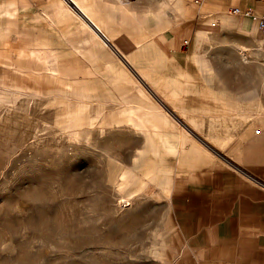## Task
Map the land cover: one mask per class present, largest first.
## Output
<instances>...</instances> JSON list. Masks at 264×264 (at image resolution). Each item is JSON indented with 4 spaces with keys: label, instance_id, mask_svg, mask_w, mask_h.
Returning a JSON list of instances; mask_svg holds the SVG:
<instances>
[{
    "label": "crops",
    "instance_id": "obj_1",
    "mask_svg": "<svg viewBox=\"0 0 264 264\" xmlns=\"http://www.w3.org/2000/svg\"><path fill=\"white\" fill-rule=\"evenodd\" d=\"M66 1L0 0V68L23 70L40 62L35 75L41 82L55 83L58 91L61 83L94 101H77L76 115L85 116L97 104L109 110L118 104L116 113L134 109L127 118L136 128L135 110L139 123L167 126L165 133L144 132L148 148L143 147L151 154L140 156L141 172L148 166L152 172L144 175L143 189L155 186L169 209L164 264H264V112L245 121L230 118V129L218 131L230 136L221 139L222 147L212 144L215 149L200 146L178 127L198 133L202 123L199 133L215 132L209 126L222 123L205 114L226 110L229 95L239 113L259 104L252 87L260 77L264 93V32L258 27L264 0H166L159 11L150 8V0H137V8L131 0ZM48 29L65 43L81 42V51H63L81 62L84 74L59 67ZM94 31L113 47L106 48ZM231 44L237 51L229 55L211 51ZM227 57L233 65L220 64ZM243 57L254 66L244 69ZM236 124L241 127L234 133ZM159 145L166 153H155Z\"/></svg>",
    "mask_w": 264,
    "mask_h": 264
},
{
    "label": "rangeland",
    "instance_id": "obj_2",
    "mask_svg": "<svg viewBox=\"0 0 264 264\" xmlns=\"http://www.w3.org/2000/svg\"><path fill=\"white\" fill-rule=\"evenodd\" d=\"M136 1L131 0L135 8ZM150 1V8L159 11L166 0ZM131 16L144 17L138 12ZM47 36L59 67L71 73L76 69L80 75L87 71L63 51L74 46L80 50L81 42L74 44L68 38L65 43L57 30L48 29ZM211 51L229 55L237 50L231 44L226 50L217 46ZM227 58L220 64L233 65ZM243 59L244 69L254 66L249 58ZM22 68H0V264H164L169 209L155 186L143 189L147 178L141 172L140 156L151 154L145 134L156 129L165 133L167 126L155 120L154 128L148 121L139 123L135 110L136 128L127 118L134 109L116 113L118 104L111 110L103 104L95 108L97 104L84 109L85 116L76 115V110L81 112L77 101L89 105L94 101L73 94L61 83L58 91L55 83L41 82L35 75L40 62ZM261 83L258 77L252 87L259 98L252 110L244 107L239 113L229 95L226 110L205 114L217 115L215 122L222 123L209 126L215 132L199 133L201 123L198 133L179 124V133L188 131L202 147H222L221 139L230 133L218 131L230 129L226 124L230 118L245 121L264 112ZM233 127L235 133L241 124ZM160 150L166 153L161 145L155 153ZM149 168L144 171L150 172Z\"/></svg>",
    "mask_w": 264,
    "mask_h": 264
},
{
    "label": "bare ground",
    "instance_id": "obj_3",
    "mask_svg": "<svg viewBox=\"0 0 264 264\" xmlns=\"http://www.w3.org/2000/svg\"><path fill=\"white\" fill-rule=\"evenodd\" d=\"M68 4H71V5H73V0H68V1H66ZM163 8V7H162ZM168 8V7H167ZM82 15H84V14H82ZM84 18H86V17H84ZM85 23L87 24V22L85 21ZM93 24V23H92ZM88 25V24H87ZM91 25V24H90ZM89 26V25H88ZM97 28V27H96ZM93 29V28H92ZM98 31H100V30H98ZM101 32V31H100ZM100 32H95L94 31V33L95 34H97V33H100ZM101 34H97V36L99 37V39H100V41H101V43H103L104 44V46L106 47V48H108L109 46H112L113 47V45L111 44V41H110V39H108L107 37H102L101 38V36H100ZM118 49V48H117ZM121 54V53H120ZM50 61H52V60H50ZM51 63V62H50ZM52 64V63H51ZM49 66H50V64H49ZM53 66V68H54V65H52ZM51 67V66H50ZM49 69V68H48ZM113 70L114 71H116V72H118V69H116V68H113ZM53 71V70H52ZM56 72V71H55ZM52 73V74H56V73ZM51 74V73H50ZM132 75V74H131ZM135 79V78H134ZM17 93H18V91H17ZM74 101V100H73ZM73 124V123H72ZM220 131V130H219ZM71 132V131H70ZM69 133V132H68ZM71 135V134H70ZM69 135V136H70ZM152 172H146L145 171V173H144V175H150Z\"/></svg>",
    "mask_w": 264,
    "mask_h": 264
},
{
    "label": "built area",
    "instance_id": "obj_4",
    "mask_svg": "<svg viewBox=\"0 0 264 264\" xmlns=\"http://www.w3.org/2000/svg\"><path fill=\"white\" fill-rule=\"evenodd\" d=\"M233 13H240V9L239 8H233L231 10ZM246 15H251L250 10H246L243 12ZM256 16H253V18H255ZM258 27L260 30H262L264 32V16L260 17L258 20Z\"/></svg>",
    "mask_w": 264,
    "mask_h": 264
}]
</instances>
